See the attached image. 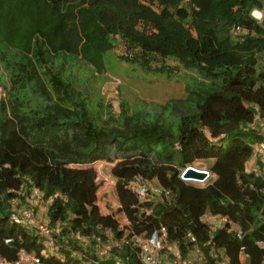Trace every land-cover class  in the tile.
Returning a JSON list of instances; mask_svg holds the SVG:
<instances>
[{
  "label": "trees",
  "instance_id": "trees-1",
  "mask_svg": "<svg viewBox=\"0 0 264 264\" xmlns=\"http://www.w3.org/2000/svg\"><path fill=\"white\" fill-rule=\"evenodd\" d=\"M193 1L207 8L197 12L195 34L176 18L190 17L180 6L156 14L141 0H0V58L11 73L0 99V256L13 261L25 250L45 264H144L135 239L165 227L191 264H264V151L256 153L264 143V0ZM118 42L134 59L173 58L206 79L176 134L140 122L106 131L53 66L77 59L104 74ZM27 84L31 95L17 94ZM101 163L112 165L115 212L100 205ZM190 166L209 177L183 179ZM139 176L162 191L158 201L139 198L131 186ZM39 202L46 224L61 230L54 247L11 217L29 206L36 217ZM205 215L225 222L213 230Z\"/></svg>",
  "mask_w": 264,
  "mask_h": 264
},
{
  "label": "rangeland",
  "instance_id": "rangeland-1",
  "mask_svg": "<svg viewBox=\"0 0 264 264\" xmlns=\"http://www.w3.org/2000/svg\"><path fill=\"white\" fill-rule=\"evenodd\" d=\"M141 4L156 14H160L165 8L174 12L178 6L184 8L190 12V17L176 18L184 28L194 34V19L199 15L197 12L202 10L204 13L207 12L206 7L193 0H175L169 4L159 0H141ZM260 14V11H254L255 18L262 19ZM8 56L14 62L15 54L11 52ZM3 62L0 58V99L7 95L2 86L7 83L8 75L11 74L9 70L3 68ZM105 62L104 74H98L93 67L77 59L59 57L53 66L57 70H62L63 77L71 81L77 98L87 102L95 122L106 131L111 130L116 134L126 130L129 124L135 125L139 122L157 123L176 134L180 113H185V106L195 104L193 99L197 97L192 92L201 81L206 80L198 70L173 58L141 55L134 59L121 42H118L114 50L106 53ZM33 87L34 84H27L25 90H20L17 94L22 97L30 96ZM114 153L115 150L112 151V154ZM207 165L210 163H202L200 166L206 168ZM111 168L112 165L106 163L98 166L100 180L105 182L104 195L100 203L105 212H115L119 208L116 181L112 177ZM151 184L155 186L156 182L152 181ZM154 189L158 188L149 186L147 197L156 202L159 197L154 195ZM35 206L36 218L39 222L46 223L49 220L47 203L44 206L39 202ZM77 242L74 239L73 244ZM167 251L168 249L165 250ZM46 252L54 254V249L49 248Z\"/></svg>",
  "mask_w": 264,
  "mask_h": 264
},
{
  "label": "built area",
  "instance_id": "built-area-1",
  "mask_svg": "<svg viewBox=\"0 0 264 264\" xmlns=\"http://www.w3.org/2000/svg\"><path fill=\"white\" fill-rule=\"evenodd\" d=\"M237 32L241 31L240 27L236 28ZM261 126L264 128V121L261 123ZM264 143H262L256 150L257 154L263 153ZM256 171V170H255ZM210 175V174H209ZM209 177V176H208ZM207 177V178H208ZM132 188L135 190L137 195L141 200L146 199L149 193V185L142 177H137L135 181L131 184ZM155 193H162L159 189H154ZM38 192H35L37 195ZM12 219L17 223L24 226L31 225L37 228L38 232L47 240L50 247H54L55 239L54 235H59L61 233L60 228L53 229L46 223H41L34 216L33 209L31 206L19 208L18 211L12 214ZM203 220L210 225V227L215 230L222 223L225 222V219L222 216H211L205 215ZM221 220V223H220ZM168 232L165 227L155 230L146 241L141 240L140 238L135 239L134 244L140 248L139 257L142 263L144 264H162L163 261H168L171 264H191L188 262L181 253V250L178 244L175 242L167 246ZM189 238L192 242H196V239L193 235L189 234ZM11 239H7V243H11ZM259 244L264 247V240L260 241ZM169 245V244H168ZM165 252V250H167ZM195 252L199 253V248L195 247ZM107 252H103L106 254ZM0 264H45L39 256L35 253H29L25 250H21L18 254V257L9 261L5 257L0 256ZM220 264H227L226 262H221ZM243 264H247L246 258H243Z\"/></svg>",
  "mask_w": 264,
  "mask_h": 264
},
{
  "label": "water",
  "instance_id": "water-1",
  "mask_svg": "<svg viewBox=\"0 0 264 264\" xmlns=\"http://www.w3.org/2000/svg\"><path fill=\"white\" fill-rule=\"evenodd\" d=\"M209 176V172L206 170H201L195 167H188L183 171L182 177L185 180H196L199 182H204Z\"/></svg>",
  "mask_w": 264,
  "mask_h": 264
},
{
  "label": "clouds",
  "instance_id": "clouds-1",
  "mask_svg": "<svg viewBox=\"0 0 264 264\" xmlns=\"http://www.w3.org/2000/svg\"><path fill=\"white\" fill-rule=\"evenodd\" d=\"M261 14H262V13H261ZM261 14H260V15H261ZM254 17H255V16H254ZM258 19H261V18H258ZM201 170H202V169H201Z\"/></svg>",
  "mask_w": 264,
  "mask_h": 264
}]
</instances>
